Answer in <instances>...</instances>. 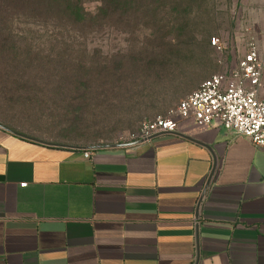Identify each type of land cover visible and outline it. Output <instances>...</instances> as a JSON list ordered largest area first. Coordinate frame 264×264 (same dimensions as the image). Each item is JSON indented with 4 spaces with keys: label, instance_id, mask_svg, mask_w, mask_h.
<instances>
[{
    "label": "crops",
    "instance_id": "obj_1",
    "mask_svg": "<svg viewBox=\"0 0 264 264\" xmlns=\"http://www.w3.org/2000/svg\"><path fill=\"white\" fill-rule=\"evenodd\" d=\"M245 1L264 55V0ZM161 98L126 112L137 123L123 135L180 102ZM11 130L0 125V264H264V148L248 138L190 120L94 148Z\"/></svg>",
    "mask_w": 264,
    "mask_h": 264
},
{
    "label": "rangeland",
    "instance_id": "obj_2",
    "mask_svg": "<svg viewBox=\"0 0 264 264\" xmlns=\"http://www.w3.org/2000/svg\"><path fill=\"white\" fill-rule=\"evenodd\" d=\"M47 5L88 16L26 17ZM257 20L245 0H0V124L52 145L119 143L137 123L126 112L236 65Z\"/></svg>",
    "mask_w": 264,
    "mask_h": 264
},
{
    "label": "built area",
    "instance_id": "obj_3",
    "mask_svg": "<svg viewBox=\"0 0 264 264\" xmlns=\"http://www.w3.org/2000/svg\"><path fill=\"white\" fill-rule=\"evenodd\" d=\"M211 42L221 48L220 38L213 37ZM263 86L264 55L254 35L236 65L211 75L182 98L169 116L143 121L136 132L125 136L120 143L147 141L159 134L175 133L180 130L182 120H190L198 127L216 124L264 148ZM90 154L85 152L86 157Z\"/></svg>",
    "mask_w": 264,
    "mask_h": 264
},
{
    "label": "trees",
    "instance_id": "obj_4",
    "mask_svg": "<svg viewBox=\"0 0 264 264\" xmlns=\"http://www.w3.org/2000/svg\"><path fill=\"white\" fill-rule=\"evenodd\" d=\"M88 13L82 7L72 5H47L26 7V17L45 19H76L85 18Z\"/></svg>",
    "mask_w": 264,
    "mask_h": 264
},
{
    "label": "water",
    "instance_id": "obj_5",
    "mask_svg": "<svg viewBox=\"0 0 264 264\" xmlns=\"http://www.w3.org/2000/svg\"><path fill=\"white\" fill-rule=\"evenodd\" d=\"M1 125V124H0ZM3 126V125H2ZM3 127H6V126H3ZM7 128V127H6ZM11 130V129H10ZM11 131H13V130H11ZM13 132H15V131H13ZM15 133H17V134H19V135H22V136H25V137H28V138H31L30 136H27V135H24V134H21V133H18V132H15ZM31 139H34V138H31ZM36 140V139H35Z\"/></svg>",
    "mask_w": 264,
    "mask_h": 264
}]
</instances>
